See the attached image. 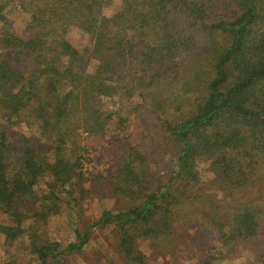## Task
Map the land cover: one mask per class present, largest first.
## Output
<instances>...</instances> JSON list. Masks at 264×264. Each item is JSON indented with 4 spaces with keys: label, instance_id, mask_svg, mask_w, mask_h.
Masks as SVG:
<instances>
[{
    "label": "trees",
    "instance_id": "trees-1",
    "mask_svg": "<svg viewBox=\"0 0 264 264\" xmlns=\"http://www.w3.org/2000/svg\"><path fill=\"white\" fill-rule=\"evenodd\" d=\"M111 1L0 0V113L31 123L52 143L43 149L31 138L15 144L1 134L0 213L15 225L0 223V233L8 246L24 235L25 203L36 205L31 219L42 221L57 216L63 203L69 215L78 209L89 192L84 164L90 158L74 131L104 135L110 120L113 145L121 144L128 118L119 106L107 108L108 99L124 101L138 92L156 121L155 132L142 134L154 141L151 151L143 142L123 144L118 161L94 175L133 203L103 210L75 228L74 240L63 248L34 236L30 247L39 264H68L64 255L80 251L94 229L114 225L128 262L154 264L140 245L149 239L151 252L172 250L170 233L184 215L175 189L193 184L189 204L213 207L214 193L203 187L211 175L225 189V208L220 214L210 209L211 216L193 211L215 235L199 264H218L223 249L227 253L258 235L263 213L259 204L235 195L261 185L264 190V0H130L108 17L104 8ZM73 29L88 36L82 51L68 44ZM198 34L208 35L206 49L198 47ZM25 57L30 68L17 69L13 64ZM82 87L89 109L72 97ZM157 144L163 146L166 175L154 160L160 158Z\"/></svg>",
    "mask_w": 264,
    "mask_h": 264
},
{
    "label": "rangeland",
    "instance_id": "rangeland-1",
    "mask_svg": "<svg viewBox=\"0 0 264 264\" xmlns=\"http://www.w3.org/2000/svg\"><path fill=\"white\" fill-rule=\"evenodd\" d=\"M130 0H112L105 8L104 14L111 16L118 10L125 8L129 4ZM207 34H198V47L200 49H206ZM67 41L71 48L82 51L84 45L89 41L88 36L77 29H73L67 35ZM19 70H27L30 68L29 58L25 57L21 59L19 63L13 64ZM75 100L85 101L86 107L89 109L91 100L89 98L88 89L82 87L74 90ZM138 92L127 98V100L119 101L117 97L114 99H108L107 108L112 106H119L122 108L123 114L128 118V127L121 131L119 136L121 144L113 145L115 124L107 120L108 126L105 130V134L102 135H89L87 130L83 128H76L74 134H77V143L80 146H84L88 152L90 162L85 163V171L90 172L89 179L85 182V187L89 192L87 196H84L83 201L80 202V206L76 210H72V215L68 214V208L63 203L60 213L55 217L47 218L45 221L31 219V214L35 206L29 203L23 204L21 212L24 215L22 222V231L24 235L18 236L11 246H8L4 242V237L0 233V264H39V259L30 247L32 241H48L59 242L60 248H63L67 242L74 240L75 234L73 230L75 228L82 229L88 223L96 219L103 210L121 211L129 207L133 201L120 196L112 191L111 182H101L94 176L97 172L105 173L106 169L111 166V163L118 161L117 150L121 148V145H139L141 142L148 146L151 151V146L154 145V141L149 138H144L142 134L149 131L156 124V121L150 117L149 109L146 104H142L143 101L138 95ZM172 108L173 103H169ZM169 107V109H171ZM154 116V113L152 114ZM16 118L7 115V110H3L0 113V136L3 133L6 140L18 144L19 138H31L30 143L42 145L43 149L46 146H52V143L40 137L36 128L29 123L31 120L28 118V123L20 124L15 121ZM157 128L151 129L152 133ZM160 148V158L155 157L154 160H160V168H162L163 175L168 172L167 161L163 157V146L156 145ZM260 172L264 170V159L261 161ZM208 181L203 187L207 190L206 193L213 192L214 196L210 195L209 199L215 205L210 208H203L199 206V201H194L191 205L188 202V196L197 189L193 184L175 189V198L179 199L182 204L178 203L179 207L183 210L184 215H178V219H175L174 228L170 235L173 236V247L165 253L151 252L150 240L142 242L140 249L146 254H150L154 264H199L205 258L208 247L213 244L212 238L215 235L211 234L207 229V225L204 224V216L200 213H196L194 208L204 211L208 216L211 212H218L224 209L225 205L222 202V198L225 196V189L214 183V179L211 175L205 176ZM181 192V193H180ZM184 195H181V194ZM239 195V194H238ZM235 195V198L240 200H246V202H253L259 204L258 207H262L263 213L260 215L259 223L260 229L258 235L250 241L243 244L235 245L228 249H223L222 254L224 259L218 264H264V190L261 185L259 188L254 187L253 190H249L243 197ZM222 206V209L221 207ZM66 209V210H65ZM78 210V211H77ZM77 211V212H76ZM193 211V212H191ZM188 213V214H186ZM193 214L196 220L190 222L189 219ZM30 216V217H28ZM192 216V217H193ZM211 216V214H210ZM194 218V217H193ZM36 219V220H35ZM0 223L5 225H15L12 217L0 213ZM35 231L37 233H35ZM34 236V238H31ZM120 234L117 227L114 225H108L103 229H94L88 242L84 247L77 252L67 253L64 255L68 264H131L123 256L120 250L119 240ZM240 243V242H239ZM2 258V259H1ZM4 259L8 261H4Z\"/></svg>",
    "mask_w": 264,
    "mask_h": 264
}]
</instances>
